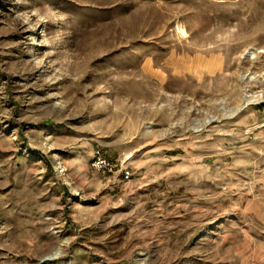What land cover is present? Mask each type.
Instances as JSON below:
<instances>
[{"label":"rangeland","instance_id":"obj_1","mask_svg":"<svg viewBox=\"0 0 264 264\" xmlns=\"http://www.w3.org/2000/svg\"><path fill=\"white\" fill-rule=\"evenodd\" d=\"M0 264H264V0H0Z\"/></svg>","mask_w":264,"mask_h":264},{"label":"built area","instance_id":"obj_2","mask_svg":"<svg viewBox=\"0 0 264 264\" xmlns=\"http://www.w3.org/2000/svg\"><path fill=\"white\" fill-rule=\"evenodd\" d=\"M90 166L103 175L118 173L123 180H129L131 177V173L128 169L122 165L118 166L112 163L99 148L92 150Z\"/></svg>","mask_w":264,"mask_h":264},{"label":"bare ground","instance_id":"obj_3","mask_svg":"<svg viewBox=\"0 0 264 264\" xmlns=\"http://www.w3.org/2000/svg\"><path fill=\"white\" fill-rule=\"evenodd\" d=\"M181 29V28H180ZM182 32H184V31H182Z\"/></svg>","mask_w":264,"mask_h":264}]
</instances>
